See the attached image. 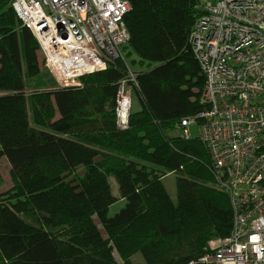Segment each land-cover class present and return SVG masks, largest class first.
<instances>
[{
  "label": "trees",
  "instance_id": "1",
  "mask_svg": "<svg viewBox=\"0 0 264 264\" xmlns=\"http://www.w3.org/2000/svg\"><path fill=\"white\" fill-rule=\"evenodd\" d=\"M127 1L125 54L83 87L59 88L43 81L34 35L0 0V159L13 185L3 193L0 174V264H134L136 254L145 264H189L231 233L230 199L206 146L175 130L206 108L189 41L203 0ZM128 60L146 70L129 82L139 108L122 131L115 110Z\"/></svg>",
  "mask_w": 264,
  "mask_h": 264
},
{
  "label": "built area",
  "instance_id": "2",
  "mask_svg": "<svg viewBox=\"0 0 264 264\" xmlns=\"http://www.w3.org/2000/svg\"><path fill=\"white\" fill-rule=\"evenodd\" d=\"M11 6L39 45L42 74L59 88L81 87L80 79L113 66L130 42L127 0H11ZM202 9L189 41L205 77L206 108L175 130L206 146L215 185L230 199L233 227L189 264H264V0L206 1ZM129 82L137 86L132 74L120 84L115 110L122 131L132 113Z\"/></svg>",
  "mask_w": 264,
  "mask_h": 264
},
{
  "label": "rangeland",
  "instance_id": "3",
  "mask_svg": "<svg viewBox=\"0 0 264 264\" xmlns=\"http://www.w3.org/2000/svg\"><path fill=\"white\" fill-rule=\"evenodd\" d=\"M206 1H213L214 0H203L202 2H206ZM203 4V3H202ZM124 51H122V55H124ZM121 55V56H122ZM128 65L130 66L129 69H130V75H138L140 72L142 71H145L146 70V67H140L138 65L136 66H133V64H131V60H128L127 61ZM44 78L45 76V79H43V81H46V83H54L57 87H59V84H57L56 82L54 81H49L48 79V76L45 75V74H42ZM29 82V81H28ZM80 83H81V87H83L84 85V82H83V79H80ZM30 85V83H28ZM35 85V84H34ZM34 89L32 88H28L27 89V92L31 93L33 92ZM139 108V104L136 100V98L134 97L133 98V105H132V112L134 111H137ZM192 134H193V137H197V132L195 130V127H192ZM0 174H1V177H2V181H3V184L1 186V191L3 193H6L8 192L11 188H12V180H11V176H10V165L7 161L6 158H1L0 159ZM176 178L177 176L175 174H169L167 177H165V179L163 180V183L164 185L166 186V189L169 193V196L171 197L172 201L174 203H176V200H177V192H176ZM110 182L112 184V189H113V192L116 196H118V187H117V183L115 182V180L113 178L110 179ZM219 189V188H218ZM123 207V203L120 202L118 204H116L112 209L111 211L109 212V216L110 217H113L116 213H118ZM116 259L120 262V259L119 257L116 255ZM132 262L134 264H145L143 258H142V255L141 254H136L133 258H132Z\"/></svg>",
  "mask_w": 264,
  "mask_h": 264
}]
</instances>
